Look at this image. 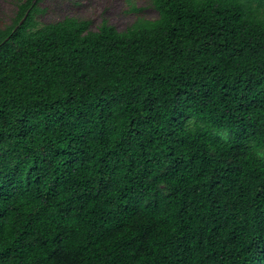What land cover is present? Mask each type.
I'll return each instance as SVG.
<instances>
[{
    "label": "trees",
    "instance_id": "1",
    "mask_svg": "<svg viewBox=\"0 0 264 264\" xmlns=\"http://www.w3.org/2000/svg\"><path fill=\"white\" fill-rule=\"evenodd\" d=\"M39 1L0 23V264H264V0Z\"/></svg>",
    "mask_w": 264,
    "mask_h": 264
},
{
    "label": "rangeland",
    "instance_id": "2",
    "mask_svg": "<svg viewBox=\"0 0 264 264\" xmlns=\"http://www.w3.org/2000/svg\"><path fill=\"white\" fill-rule=\"evenodd\" d=\"M19 0H0V23L11 22ZM38 25L62 20L67 16L90 20V28L98 29L106 21L124 30L141 19L157 17L151 0H40ZM264 155V151L260 149Z\"/></svg>",
    "mask_w": 264,
    "mask_h": 264
},
{
    "label": "water",
    "instance_id": "3",
    "mask_svg": "<svg viewBox=\"0 0 264 264\" xmlns=\"http://www.w3.org/2000/svg\"><path fill=\"white\" fill-rule=\"evenodd\" d=\"M23 21V19L21 20V22Z\"/></svg>",
    "mask_w": 264,
    "mask_h": 264
}]
</instances>
